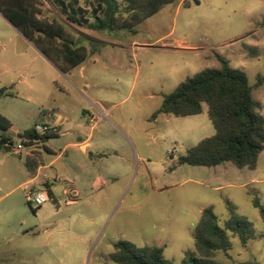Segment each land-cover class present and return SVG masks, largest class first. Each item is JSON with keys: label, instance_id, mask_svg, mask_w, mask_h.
Wrapping results in <instances>:
<instances>
[{"label": "rangeland", "instance_id": "374dc122", "mask_svg": "<svg viewBox=\"0 0 264 264\" xmlns=\"http://www.w3.org/2000/svg\"><path fill=\"white\" fill-rule=\"evenodd\" d=\"M41 9L100 51L64 74L0 13V88L14 94L0 99V113L12 122L0 135L23 145L19 153L0 147V264H117L111 256L120 241L163 247L181 264L195 249L202 211L212 208L224 228L229 206L252 223L255 238L243 245L229 233L231 248L215 260L264 264V220L254 205L264 207V150L255 169L179 164L215 134L207 105L198 115L152 120L166 95L204 69L220 68L221 58L247 74L264 115V0H180L135 33L69 23L51 0ZM54 123L62 133L34 145L55 195L38 207L27 200L32 187L41 188L28 182L34 146L20 134ZM78 136L91 142L87 153Z\"/></svg>", "mask_w": 264, "mask_h": 264}, {"label": "trees", "instance_id": "16d2710c", "mask_svg": "<svg viewBox=\"0 0 264 264\" xmlns=\"http://www.w3.org/2000/svg\"><path fill=\"white\" fill-rule=\"evenodd\" d=\"M180 0H51L67 21L100 31L127 29L135 33V27L157 14L167 5ZM42 0H0V13L27 38L62 73L67 74L81 66L90 55L100 51L99 43L89 49L79 43L69 30L56 20L42 17ZM93 19L94 21H91ZM264 83V75L259 84ZM14 96L6 87L0 88V99ZM208 107V117L215 134L201 140L180 156L179 164L213 167L231 162L239 168L255 169L259 154L264 150V115L260 103L254 99L253 88L247 74L220 59V68H207L195 77L180 83L174 92L164 97L160 113L175 117H187L203 112ZM12 122L0 113V130L8 131ZM56 134L38 135L34 126L20 134L22 143L28 146L45 143ZM14 143L7 134L0 135V147ZM38 160V159H37ZM27 159L34 170L39 161ZM51 188V185H47ZM52 195V188H51ZM264 220V207L254 201ZM231 215L222 228L212 208H205L194 231L193 251H188L181 264H223L215 260L221 251L231 248L229 233L237 236L243 245L255 238L252 223L238 215L229 206ZM117 264H175L164 255L160 246L136 247L126 241L115 244L111 256Z\"/></svg>", "mask_w": 264, "mask_h": 264}, {"label": "built area", "instance_id": "2783aa9c", "mask_svg": "<svg viewBox=\"0 0 264 264\" xmlns=\"http://www.w3.org/2000/svg\"><path fill=\"white\" fill-rule=\"evenodd\" d=\"M89 118L91 122L97 123L96 116L90 114ZM34 129L38 135L58 133V129L56 127L47 124H36L34 126ZM3 147L9 149V151L14 153H19L23 149L22 144H18L17 146H15L10 142L5 143ZM49 198L53 199L51 195V188L47 185H43L40 189H35L34 187H32L29 192H27L28 202L31 204L35 203L38 207L43 205Z\"/></svg>", "mask_w": 264, "mask_h": 264}, {"label": "crops", "instance_id": "0c3cea01", "mask_svg": "<svg viewBox=\"0 0 264 264\" xmlns=\"http://www.w3.org/2000/svg\"><path fill=\"white\" fill-rule=\"evenodd\" d=\"M29 41V40H28ZM30 42V41H29ZM33 45V44H32ZM60 110V109H59ZM84 114L89 115V112H86L84 110ZM52 126L56 127L58 129V134L60 135L62 133V128L60 124L54 123ZM78 138V143H76V145L78 146L79 149L82 150V146L86 145L85 150H82L84 153L88 152V148L91 146V142L89 140H83L80 136L77 137ZM75 145V144H74ZM47 151L51 152L52 150L50 148H46ZM35 150H39L42 151L40 148H34L31 149V151L28 153V158H31L34 156V151ZM44 166L38 164L37 167L34 168L33 170V177L32 179H30L28 182H36V185H39L40 187H42L43 185H49L51 184L50 180H45L44 178H42V170H43ZM54 191L52 189V198L54 199Z\"/></svg>", "mask_w": 264, "mask_h": 264}]
</instances>
